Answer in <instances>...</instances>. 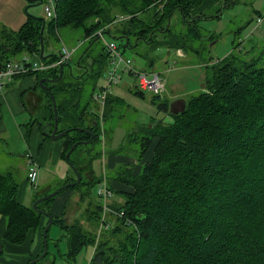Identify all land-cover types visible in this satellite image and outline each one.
<instances>
[{
    "label": "trees",
    "instance_id": "obj_1",
    "mask_svg": "<svg viewBox=\"0 0 264 264\" xmlns=\"http://www.w3.org/2000/svg\"><path fill=\"white\" fill-rule=\"evenodd\" d=\"M216 2L222 7L217 11ZM237 2L58 0L56 18L46 19L44 43L46 34L56 35L65 27L82 30L87 38L96 40L98 31L108 28L118 18H124L129 25L123 30L128 41L133 35L136 39L154 43L158 33L161 36L158 48L200 52V46L195 45L202 38L199 22L221 18L224 8ZM175 12L180 13L182 23L186 24V30L180 33L168 26ZM145 13L150 15L148 19L142 18ZM42 26L41 20L31 17L19 31H0V69L7 61L24 54H39ZM147 36H150L149 40ZM209 39L213 40V34ZM52 54L54 57L45 60L46 63L57 59L58 53ZM105 56L109 61L106 49ZM92 60L90 68L87 67L81 77L72 73V78H97L101 73L95 69L97 61ZM222 62L213 67L206 65L207 70H211L205 85L207 91L189 97L183 114H170L172 101L154 96L153 103L159 102L158 110L170 115L172 121L153 120L126 135V144L133 149L137 163L142 161L153 142L156 145L151 161L145 162L139 174L134 172V167L120 166L111 175L114 182L120 181L134 189L133 193L123 190L114 193L108 184L113 196L116 194L120 198L110 205L119 214L114 216L118 224L112 226L110 219L103 220L99 199L97 210L88 216L96 224V230L104 228L99 239L97 232H88L79 222L69 225L67 209L61 216L53 217V226L66 233L67 258L75 261L84 247L93 245L95 251L89 264H264V66L258 60L246 62L226 58ZM66 65H63V77ZM59 71L60 67L17 78L36 75L38 80L46 78L57 82ZM45 85L50 89L44 90L40 86L38 89L47 97L46 110L31 120L27 135L31 125L39 124L42 129L50 124L51 130L43 134L51 136L55 119L50 98L52 91L57 101L59 123L68 125L59 132L84 128L95 134L91 144L99 140V132L103 129L101 114L91 110L89 105L81 108V88L74 87L72 81L63 88L51 83ZM131 90L144 97L145 93L137 87L133 86ZM121 104L122 100L110 94L102 119L106 118L107 107L114 117ZM63 139L62 157L65 159L75 143L87 141L90 136L75 130ZM77 150L78 147L70 161L81 173L82 181L64 191L81 190L92 199V188L104 178L95 177L92 161L85 165L73 161ZM71 182L75 179L69 178L64 184ZM18 192L19 186L13 175L0 173V216L7 219L3 239L13 246L26 244L32 232L41 229L43 234L48 224V218L33 206L18 201ZM56 197L39 204L38 208L51 214L49 206L45 205H50ZM43 251L44 244L40 253L30 258L27 264ZM3 255L4 252L0 255V262ZM49 257L48 250L46 257L39 262L45 263Z\"/></svg>",
    "mask_w": 264,
    "mask_h": 264
},
{
    "label": "rangeland",
    "instance_id": "obj_2",
    "mask_svg": "<svg viewBox=\"0 0 264 264\" xmlns=\"http://www.w3.org/2000/svg\"><path fill=\"white\" fill-rule=\"evenodd\" d=\"M220 8H222L220 3L216 2V11ZM149 16V13H145L142 18L148 19ZM260 16L264 17V0H238L237 4L224 8L221 18L200 21L198 25L202 31V38L197 40L195 45L200 46L201 51H189V53L184 54H182L184 51L181 49L158 48V44L161 42V36L158 33L154 37V43L136 39L133 35H130L129 42L124 38L123 30L129 27L124 18H118L108 28L102 29V31L106 30L105 38L107 41L114 40L118 43L123 55L134 61L136 69L143 71L156 70L163 74L169 94L165 99L173 101L176 98H183L188 100L194 94L207 91L204 86L208 79V73L211 72V70H207V64L213 67L214 65L222 64V61L229 58L234 61L242 60L246 62L258 60L259 64L264 66V20L259 23L258 19ZM31 17L50 20L46 17L44 4H31L30 0H0V31L3 29L19 31ZM98 20L96 19V21ZM168 26H172L171 29L173 28L176 33L186 30V24L182 23V17L179 12L174 13L171 24ZM212 34L213 40L211 41L209 37ZM147 37L149 40L150 36ZM45 43L46 54L59 53L63 44L67 45L70 50L76 49L69 64L65 66V76L60 81L51 84L55 87L63 88L72 81L74 87L81 88V108L89 105L91 110L98 111L101 114L102 107L95 100L94 95L99 91V88L106 86V71L109 61L105 56L104 40L101 38L93 40L87 38L82 30L65 27L56 35L46 34ZM128 43H130V46H127ZM177 52L182 56L185 55V58L177 56ZM92 59L97 61L95 69L101 74L97 78L93 76L82 80L80 75L87 71V67L90 68ZM79 63H81L82 67H80ZM72 73L75 77H80L74 80ZM134 83V77L126 75L121 84L112 88L110 94L120 98L123 104L119 105L114 117L108 107L106 108V118L101 120L104 122L101 124L103 129L99 132V140L93 144L80 145L73 155V161L78 165H85L92 161L95 177L102 179L105 174L106 178L108 177L106 182L111 185L110 187L114 193L118 190L134 192L132 187L126 186L120 181L114 182L111 179V175L120 166L134 167V172L139 174L145 162L152 159L151 154L156 145L153 142L148 150V155L146 154L147 157L145 155L142 161L136 165L137 170H135L134 164L137 160L133 149L126 144L125 140L128 132L135 130L140 125L146 126L153 120H164L166 123L172 121L170 115L158 110L159 102L153 103L154 95L152 93H146L142 98L135 90H131ZM16 84L17 81L9 89L15 88ZM38 86L42 88L40 83ZM5 91L6 89L3 92ZM173 96L176 98L173 99ZM57 98L59 101L61 100L59 94H57ZM7 111V103L2 102L0 104V114H3L5 119H7ZM40 115L41 112L35 114L33 118L35 119ZM8 120L9 134H6V141L4 137L0 138V173L13 175L19 186L18 198L24 205L33 206L38 199L37 197L52 194L64 186L65 184L61 179L70 177L75 179L76 182L77 177L66 162V159L59 157L55 166L49 164L40 166L36 183L37 188L32 186L27 179L28 166L25 154L28 151V147L26 140L20 136L17 124L10 122V117ZM67 126L65 123H59L60 130L65 129ZM46 138H51L59 146L64 141L63 138L55 140L52 136ZM123 145H125V148H123ZM119 151L123 154L117 155H122L126 159L132 158L131 162L134 164L128 163L127 161H130L128 159L126 162L118 163L111 168L110 156ZM138 168H140V171ZM101 184L98 183L92 188V199H88L86 193H82L81 190L77 189L61 192L59 199L63 200L67 195H70L69 198L66 197L67 199L63 200L64 203L61 208L63 212L67 209L66 218L69 225H75L79 222L88 232H97L98 239L103 227L96 230V224L91 222L88 216L97 210L98 190ZM115 184H118V186H114ZM118 199L120 198L115 194L111 202L113 203V201ZM111 202L110 205L112 204ZM52 203H54V200L50 205L46 204L45 206H49V209H51ZM118 215V212L113 207H111L110 211L104 212L103 210L102 213L103 220L110 219L112 226L118 224L116 217H114ZM49 240L48 250L50 257L46 259L45 263L39 262V264H50L54 261V257H56L54 264H89L95 251L93 245H88L78 253L75 261L69 259V257L67 258L68 244L66 233L57 226L51 228Z\"/></svg>",
    "mask_w": 264,
    "mask_h": 264
},
{
    "label": "crops",
    "instance_id": "obj_3",
    "mask_svg": "<svg viewBox=\"0 0 264 264\" xmlns=\"http://www.w3.org/2000/svg\"><path fill=\"white\" fill-rule=\"evenodd\" d=\"M182 54H184V52H182ZM177 56L181 57L182 55L178 54ZM184 56L182 57L185 58ZM20 58L21 57H18V59ZM147 72H150V71H147ZM16 81H17L16 87L13 89H9V87L13 85L14 83H16ZM38 84H39L38 77L36 75H31V76L22 77V78H16L6 87L0 90V104L2 102H6L8 105L7 119H5L3 114L2 115L0 114V138L4 137L6 141V138H7L6 134L7 133L9 134V128H8L7 121H9L8 118L10 117L11 118L10 122L17 124L18 132L20 136L24 140H26V143H27L28 151L25 154L26 155L25 158L27 159L28 173L30 169V162H34L38 166V170H39L40 166L45 165V164L55 166L59 160V157L61 159H64L62 156H63V152L65 149V140L61 142V146H59V144H55L51 140V138L49 139L45 137L39 124L31 125L30 134L27 135L28 125L31 122V120L34 119L33 117L35 116V114L39 112L41 113L44 112L47 107V97L45 93H43L40 89H38ZM5 89L6 91L3 92ZM115 98H118V97H115ZM172 98L175 99L176 97L173 96ZM151 156H153V152ZM110 157H111L110 158L111 168L117 165L118 163L126 162L128 159L130 160V161H127L128 163L134 164L133 162H131L132 158L126 159L122 155H117L116 153L112 154ZM134 165L135 167L136 165H138L137 161ZM92 169H93V166H92ZM135 170H137V167ZM138 170L140 171V168H138ZM93 172H94V169H93ZM94 175H95V172H94ZM105 176L106 175L104 174L102 179L104 178V180H106L107 178ZM69 178L61 179V180L65 183V181ZM107 186H108V182H107ZM114 186H118V184H115ZM34 187L37 188V185L35 184ZM57 197H56V200H54V203H52L53 206H51V209H50V212L53 217L61 216V214L63 213V211L61 210L63 203H64L63 200L69 198L70 195H67L66 196L67 198L65 197L63 200L62 199L59 200L61 197V194L58 195ZM18 201L23 204V202H21L19 198H18ZM115 201H113V203H115ZM45 224H46V220L44 219L43 225L45 226ZM6 229H7V219L6 217L0 216V243L3 245V248H4V255L2 257V262L7 263V264H27L30 258L40 253L42 246H43V234H42L41 229L36 232H32L26 244L22 246H13L11 244L4 242L3 238L6 232ZM55 260H56V257H54V261Z\"/></svg>",
    "mask_w": 264,
    "mask_h": 264
},
{
    "label": "built area",
    "instance_id": "obj_4",
    "mask_svg": "<svg viewBox=\"0 0 264 264\" xmlns=\"http://www.w3.org/2000/svg\"><path fill=\"white\" fill-rule=\"evenodd\" d=\"M57 2L58 0L43 1L46 17L50 20L56 18ZM263 20L264 17L260 16L258 22L261 23ZM105 34L104 30L96 33L98 38L104 40L105 49L109 56V66L106 73V86L101 87L94 95L95 100L102 107L101 120L107 98L110 95L112 88L121 84L126 75L134 77V86L137 87L140 92L145 94L152 93L154 96H158L161 100H164L169 94L163 74L156 70L147 72L136 69L134 61L123 55V52L120 50L116 41H107ZM75 51L76 49L70 50L63 44L58 53L57 59L53 63H46L45 60L39 57V55L29 54L22 56L20 59H11L7 61L5 66L0 69V90L19 76L36 72H48L55 68H59L64 64H68ZM38 176V166L34 162H30L28 179L32 185L35 186ZM98 195L104 212L110 211V202L113 198V192L108 188L106 180L102 182L101 187L98 190Z\"/></svg>",
    "mask_w": 264,
    "mask_h": 264
},
{
    "label": "water",
    "instance_id": "obj_5",
    "mask_svg": "<svg viewBox=\"0 0 264 264\" xmlns=\"http://www.w3.org/2000/svg\"><path fill=\"white\" fill-rule=\"evenodd\" d=\"M31 4H36V5H42L43 4V0H30ZM34 19L37 20H41L43 22V26L40 32V52H39V56L41 59L43 60H47L51 57H54V54H45V43H44V29H45V25H46V20L44 18H39V17H33ZM64 75V67L63 65L60 67V75L57 79V81H60L63 78ZM55 80L54 79H46L43 78L40 80V85L42 86V88L45 90H49L50 88L45 85L44 83H54ZM205 87V86H204ZM50 98L52 100V104H53V109H54V115H55V119H54V128L52 130L51 136L53 139L57 140L59 138H63L65 135H67L68 133L75 131V130H79V131H83L86 134H88L90 136V139L87 141H81V142H77L75 143L72 148L68 151V153L66 154V162L69 164L70 168L72 169V171L75 173L77 180L76 182H71L68 184H65L64 186L60 187L58 190H56L55 192H53L52 194L46 195V196H42L41 198L39 197L33 204V208L34 210L40 212L41 214H43L44 216H46L48 218V224L46 225L44 231H43V244H44V251L42 254H40V256L38 258H35L34 260H32L29 264H36L39 261H41L42 259H44L48 253V232L51 229V227L53 226V216L49 213V212H45L42 211L38 208L39 204L50 200L51 198L56 197L57 195H59L61 192H63L64 190L68 189V188H72L75 187L76 185L80 184L82 181V176L81 173L79 172V170L76 168V166L73 165V163L70 161V156L72 155V153L74 152V150L79 147L80 145H89L92 143V141L95 138V134L92 131L86 130L84 128H70L67 129L63 132H59V114H58V108H57V101H56V97L54 95V93L52 91H50ZM187 108V101L186 99L183 98H178L173 100L170 103L169 106V113L172 115H180L183 114L186 111ZM95 125H97V123L95 122ZM51 130V125H45L44 128H42V132H49ZM4 252V248L3 245L0 243V255ZM0 264H5L3 262H0Z\"/></svg>",
    "mask_w": 264,
    "mask_h": 264
}]
</instances>
